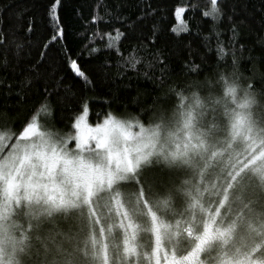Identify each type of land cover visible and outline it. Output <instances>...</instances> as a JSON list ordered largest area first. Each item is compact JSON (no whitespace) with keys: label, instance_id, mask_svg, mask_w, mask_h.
Here are the masks:
<instances>
[{"label":"snow or ice","instance_id":"1","mask_svg":"<svg viewBox=\"0 0 264 264\" xmlns=\"http://www.w3.org/2000/svg\"><path fill=\"white\" fill-rule=\"evenodd\" d=\"M61 6L50 0L41 43L35 17L0 5V264H264V58L240 42L249 22L236 3L207 0L202 16L213 23L200 54L169 49L153 0H139L134 18L100 0L84 48L101 41L89 57L116 56L98 61L99 82L130 81L132 70L152 84L131 99L136 115L112 110L127 107L118 93L78 97L64 84L61 64L92 90L96 81L65 43ZM185 12L175 10L168 32L190 31ZM130 35L137 44L125 56ZM29 101L23 118L13 115ZM93 102L108 105L103 119ZM57 104L71 113L63 129Z\"/></svg>","mask_w":264,"mask_h":264},{"label":"trees","instance_id":"2","mask_svg":"<svg viewBox=\"0 0 264 264\" xmlns=\"http://www.w3.org/2000/svg\"><path fill=\"white\" fill-rule=\"evenodd\" d=\"M100 2V0H62V6L60 8L61 22L66 26L65 32V43L67 44L68 49L72 52V57L76 58L78 53H82L79 56L78 63L81 65L82 69L96 81L95 89L92 90L89 87H86L85 84L81 81L80 78L75 77L72 71L68 70L66 65L61 64L60 74L65 77L64 84L70 85L71 90L79 96L87 97H98L101 99L110 98L109 90L112 93H118L121 97V100L127 107H119L117 104L111 106L113 111H117L120 115H136L138 114V109L131 104V99L138 95L139 89V99L143 101L144 90H151L152 84L148 81L141 79H136V73L132 70H129L128 76L133 77L130 81L125 78L124 80H116L112 82L111 80L101 83L99 78L96 76V69L98 66V61L102 60L105 56H109L114 61L116 56L110 51H102L100 54L89 57L88 51L91 47H100L104 48V43L97 41L95 45H89V49L84 48V45L88 43V34L91 31L95 30L96 26H88V22L92 18L93 9ZM237 5L238 19L247 18L248 26L244 28L243 35L240 42L245 44L252 49L251 55L256 58H264V25L261 23V18L264 16V13L261 12V9H264V0H233ZM50 0H0V5L10 4L12 5L10 12L23 11L25 13L24 19L27 20L28 16H33L37 20L36 32L34 33L32 39L36 40L38 37L41 40V43L50 36L46 28V9ZM104 3L111 6L116 3L121 5H126L122 9L124 14L132 15L133 18L135 14L139 11L136 8V4L139 3V0H104ZM195 4L198 5V9L193 12L191 6ZM163 9L160 15L166 17L161 23L165 29V40L167 41V46L169 49H174L179 47L183 52L189 46L197 50L198 53L204 54L205 48L203 47V35H207L210 30V26L213 23L211 17H203L202 12L208 10L207 0H153V7ZM179 7H184L186 12L183 14L182 18L188 23L190 28L189 32L181 33L179 37L175 34L168 32L167 30L174 24H177L178 21L175 19V10ZM104 8L101 7L99 10L100 15H104ZM79 13V14H78ZM8 15V13H6ZM159 18V17H158ZM107 19V17H106ZM115 27L123 29V26L120 24H115ZM223 28H227L226 24L221 25ZM99 30L103 32H109L112 30V26L100 23ZM138 31H143L148 33L147 28L138 29ZM202 33V35H197V32ZM84 34V35H82ZM223 39L226 41L228 39V34L225 33ZM145 43H147L145 41ZM137 44V41L131 38V35L128 39H124L120 45V51L124 53L125 56L128 55L129 46ZM152 47L151 45H148ZM157 47L161 46V42L158 41ZM212 46L215 48V41H212ZM53 55H56L55 50L53 49ZM36 53L33 52L35 57ZM140 55L147 58V53H140ZM245 56L249 55L246 51ZM215 53L213 52L207 63H214ZM197 63H200V60L197 58ZM264 66V62H262ZM173 67L179 71V63H174ZM249 64L246 60L241 61V70L248 68ZM113 73L115 69L112 70ZM130 84V88H126L125 85ZM53 103H56V97L52 98ZM12 103H15L13 100ZM31 101L28 104L22 106L19 109H16L13 112V115L19 114L21 118L25 115L30 106ZM92 113L96 111L101 112L100 119H103V113L108 111V105L99 102H93L91 105ZM56 118L57 126L64 128V125L69 123L68 117L71 115L68 111L61 112L60 105H56ZM96 116L92 115L90 118V123L96 122ZM145 120L148 117H144ZM62 120V122H61ZM67 130V129H65Z\"/></svg>","mask_w":264,"mask_h":264}]
</instances>
